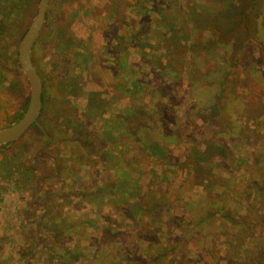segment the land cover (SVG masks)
<instances>
[{"label":"rangeland","instance_id":"374dc122","mask_svg":"<svg viewBox=\"0 0 264 264\" xmlns=\"http://www.w3.org/2000/svg\"><path fill=\"white\" fill-rule=\"evenodd\" d=\"M38 1L0 3V129L27 103L17 47ZM229 4L257 8L252 34L262 40L235 54L236 35H222L230 28L213 16ZM31 55L43 109L0 146V264L264 258V0H51ZM124 108L142 110L143 126L128 127L157 138L162 159L133 161L114 122ZM198 149L214 155L204 169L190 166ZM114 181L157 202L154 221L129 219L111 201L118 194L98 193ZM207 203L221 218L200 228Z\"/></svg>","mask_w":264,"mask_h":264},{"label":"trees","instance_id":"16d2710c","mask_svg":"<svg viewBox=\"0 0 264 264\" xmlns=\"http://www.w3.org/2000/svg\"><path fill=\"white\" fill-rule=\"evenodd\" d=\"M3 2V0H0V3ZM230 5V4H229ZM227 5V7H225L223 9V11L213 15L214 16V22H218L219 21H224V25L227 24L228 28H230L229 30H225L222 35H229V34H235V41L234 43L231 44H227V47L229 49V52L231 54H235V52L238 49H241L244 47V44L246 42L249 41V39L254 38L257 43L261 42L262 40H260V37L258 35L252 34V25L257 24V21L255 20L257 14V8L253 7L252 9L249 8V6H246L245 8L240 9L238 6L235 5ZM212 16V18H213ZM221 16V18L219 17ZM224 16V18H223ZM251 17L253 19V21L251 20ZM212 22V21H211ZM220 25V24H218ZM221 27L223 28V26L221 25ZM225 29V28H224ZM258 32V31H257ZM221 35V36H222ZM227 42V41H226ZM259 44V43H258ZM231 50V51H230ZM33 62V61H32ZM17 65H19V61L17 60ZM39 75L42 77V73L37 70ZM254 76V75H253ZM227 76L224 75L221 80V82L219 84H217L218 89L219 90H223V88H225V84L227 82ZM194 84V82L192 83ZM162 85V84H161ZM189 87V84H187ZM163 87V86H162ZM127 93V89H125V94ZM261 96V100L257 101V105H260L262 103V96H264V90L260 89V92L258 94V96ZM218 98L220 99V96H218ZM44 102V98L42 95V103ZM176 102H172L169 103L167 105H165L168 109L170 110V107L172 106V104L175 105ZM168 105H170V107H168ZM26 106V105H25ZM89 108H92V106L89 105ZM25 110V107L23 109V111ZM251 113L254 111L253 106L251 105V108L249 110ZM142 110L140 109H133L131 110L130 108H124L119 115L116 116L114 122H116L119 126L120 129V133H121V138H122V143L125 146L126 149L130 150V152L133 155L134 158V162L135 163H139L140 161L143 160V158H145V156L147 158L153 159L155 161H158L160 158L162 159V157H160V143L157 141L158 139L155 137H150L147 136V134H144V132H136L135 130H137V127H139L140 125L143 126V123L140 121V117L144 116V113H142ZM22 114V113H21ZM21 114H18L17 116V120L21 117ZM135 115H138V118H134ZM169 119L170 117H167L166 122L169 123ZM128 124H131L132 127H136V129H131L130 127H128ZM110 128V127H107ZM113 129V128H112ZM112 129H108V130H112ZM209 144V147L212 148V145ZM215 148V147H214ZM163 150V149H162ZM200 150V149H198ZM208 150H200V151H195L193 150V153L190 154V156L188 157L189 161H190V166H193L195 169H199L196 165H198L199 167H201L202 169L205 168V165L208 163V161L213 162L214 160V155H212V153H208ZM200 153H202V156H199ZM260 159L262 158V155L260 154ZM163 162V161H161ZM140 164V163H139ZM192 164V165H191ZM211 163H209L208 165H210ZM262 170H264V166H262ZM126 182V181H123ZM122 185L116 181H114L113 183H111L112 186H102L98 189V193L100 195H107V196H111L114 195V193L119 197L113 198L111 201L113 202H117V204L114 205H121L120 209L124 212V214H126L127 218H135L136 213H133L134 211H139V218H144V217H148L149 220L152 222L154 221L156 215H157V208L158 206L156 205V203H154V205H148V203L145 201L143 196H138L136 195L137 193V188L136 186H133L130 182L127 183H123ZM136 196H138L136 198ZM130 197H135L136 200L135 201H130L128 198ZM147 200V199H146ZM120 201V202H119ZM150 201V200H148ZM118 202L120 204H118ZM202 202H194V206L196 209L203 207V205H201ZM210 205H208V203L204 206L203 209H205L207 212L203 213L202 216H199L200 220L198 225L200 226V228L205 227V224L208 220L213 219V217L215 218H221L220 217V210L215 211V212H208ZM201 211V209H200ZM202 213V212H201ZM50 216V215H49ZM224 218V217H223ZM222 218V219H223ZM225 219L227 220H231L232 219L230 217H225ZM213 223V220H212ZM211 223V224H212ZM214 224V223H213ZM145 227L147 228V232L149 231L150 227L148 226V224L144 223ZM260 229L264 228V226L259 227ZM207 233L208 230L207 228L204 229ZM146 232V233H147ZM194 232V231H193ZM252 235V234H251ZM250 235V236H251ZM242 238H244V240L249 239V235H241ZM250 241V239H249ZM248 241V242H249ZM253 245H255L253 243ZM261 252V250H260ZM260 252L255 254V257L253 256H249L246 257V259L244 260H240L238 263L236 264H264V258L262 259H257L256 256L258 254H260ZM119 264V263H118ZM120 264H126L125 260H121Z\"/></svg>","mask_w":264,"mask_h":264},{"label":"water","instance_id":"95a60500","mask_svg":"<svg viewBox=\"0 0 264 264\" xmlns=\"http://www.w3.org/2000/svg\"><path fill=\"white\" fill-rule=\"evenodd\" d=\"M51 0H39L34 17L23 33L18 47L17 57L23 75L28 83V97L21 117L10 126L0 129V146L14 142L23 137L36 125L43 109V81L38 69L32 62V49L43 28L47 16V8Z\"/></svg>","mask_w":264,"mask_h":264}]
</instances>
